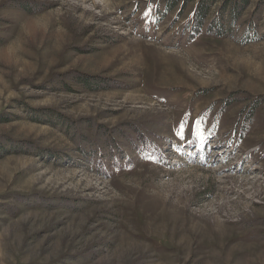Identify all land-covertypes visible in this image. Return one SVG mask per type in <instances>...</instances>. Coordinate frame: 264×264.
Wrapping results in <instances>:
<instances>
[{"label":"rangeland","instance_id":"obj_1","mask_svg":"<svg viewBox=\"0 0 264 264\" xmlns=\"http://www.w3.org/2000/svg\"><path fill=\"white\" fill-rule=\"evenodd\" d=\"M0 264H264V0H0Z\"/></svg>","mask_w":264,"mask_h":264},{"label":"trees","instance_id":"obj_2","mask_svg":"<svg viewBox=\"0 0 264 264\" xmlns=\"http://www.w3.org/2000/svg\"><path fill=\"white\" fill-rule=\"evenodd\" d=\"M241 11H242L241 9L238 11V10H236V8H234L229 13V15L226 16L227 18H229L228 23H230V25H233L234 22H236L238 17L241 15L240 14ZM207 13H208L207 4L200 3L198 5V7L196 8L195 13L190 20V26H191V30L189 33L190 39H191V37H193L194 35H197L198 33L202 32V31L215 32L216 35H221L220 34L221 29H223V27H225L224 25H222V23H219L214 28H213L214 25L212 22H211V24L209 23L206 26L204 25L205 20L207 19Z\"/></svg>","mask_w":264,"mask_h":264}]
</instances>
